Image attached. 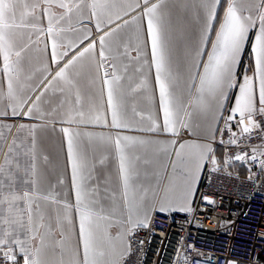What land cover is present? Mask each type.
Returning <instances> with one entry per match:
<instances>
[{
	"label": "snow or ice",
	"instance_id": "obj_1",
	"mask_svg": "<svg viewBox=\"0 0 264 264\" xmlns=\"http://www.w3.org/2000/svg\"><path fill=\"white\" fill-rule=\"evenodd\" d=\"M41 44L48 62L29 73L26 53ZM84 60L88 68H77ZM92 69L103 103L86 111L79 83ZM46 93L59 101L51 111L41 107ZM57 112L63 172L42 170L38 160L49 157L37 154L36 131ZM19 117L32 123L4 124ZM0 128L17 129L0 159V264H49V247L64 264L69 225L68 264H100L106 254L126 264L137 230L150 229L157 213H190L198 192L215 203L198 187L204 169L230 176L234 162L247 164L249 183L264 187V0H0ZM184 133L193 139H179ZM218 133L234 155H217ZM157 136L172 137L171 153L147 138ZM98 142L116 161V188L97 174L106 160L93 155ZM153 144L184 164L181 179L138 151ZM177 161L169 160L174 171ZM254 262L264 259L257 253Z\"/></svg>",
	"mask_w": 264,
	"mask_h": 264
},
{
	"label": "built area",
	"instance_id": "obj_2",
	"mask_svg": "<svg viewBox=\"0 0 264 264\" xmlns=\"http://www.w3.org/2000/svg\"><path fill=\"white\" fill-rule=\"evenodd\" d=\"M247 60L246 51L241 70ZM219 126L224 127L222 122ZM220 140L218 133L214 148L222 150L219 157L236 153L234 147L227 151ZM247 167L234 162L230 176L227 169L219 173L204 169L198 187L215 203L207 205L198 192L190 213H157L150 229L137 230L133 254H125L126 264H225L226 260L255 264L257 253L264 259L260 252L264 248V187L259 181L249 183Z\"/></svg>",
	"mask_w": 264,
	"mask_h": 264
},
{
	"label": "crops",
	"instance_id": "obj_3",
	"mask_svg": "<svg viewBox=\"0 0 264 264\" xmlns=\"http://www.w3.org/2000/svg\"><path fill=\"white\" fill-rule=\"evenodd\" d=\"M41 51L38 53L35 50V46H33L32 49H30L26 53V71L29 73L33 72L36 68L41 67L42 64H46L47 58L43 54V45L40 46ZM245 53L242 55V59L244 57ZM249 54H248V60L247 65L249 62ZM30 61V62H29ZM247 65L241 70V71H247ZM81 66L85 67V69L88 68V61L84 60L81 62L80 65L77 66V68H80ZM251 75V73H248ZM95 77V70L92 69L91 72L85 73L84 77L80 80L79 83V89H80V95L82 97V103L84 106V109L87 111L90 106H95L97 108H100L103 101L101 100V94H100V83L99 81H95V83H92V80ZM40 79V74L37 73L34 79L31 81V84H36ZM233 91H238L237 89H234ZM151 92V88H149V93ZM30 94V93H29ZM74 100V95H73ZM231 100V96H230ZM47 101V103H45ZM104 101H106V95L104 96ZM58 98L52 96L50 93H46L41 100V107L46 111H51L53 107L56 106L58 103ZM67 108V105H65V110ZM137 108L144 112L145 114L149 113L150 111L154 114V109H150L146 104L143 102H140L137 104ZM102 110V109H101ZM61 118V113L57 112L54 113L51 117L48 118V120L45 122L47 123L48 127L46 129H37L36 131V137L38 140L37 145V154L40 156L41 154H46L49 157V163L48 165H44L41 161L38 160V163L40 164V168L43 170L46 167H56L59 172H63L64 168V156L61 152V134L59 132L60 125L56 124V130L53 131L52 128V121L53 120H59ZM14 123H25L30 124L32 121L25 119L24 117H19L15 119H10L4 121V124H14ZM219 123L220 122H216ZM104 134H107V130H103ZM17 129L12 128L11 132L7 130V128H0V133L3 134L2 138H0V159L3 158V154L5 151H7L8 146L10 142L13 139L14 134H16ZM96 133H100L101 129L97 128L95 129ZM131 135H137L138 138H145L144 135L136 134V133H130ZM28 133L22 132L20 134V139H23ZM153 140H159L161 141V146L164 144H167V147L169 149V153H171L172 145L170 143V140L172 137L167 136H157V137H147ZM182 141H191L193 137L189 136L187 133H184L179 138ZM214 146V145H213ZM66 151V148H65ZM138 151L141 152V154H144L146 151L149 158L153 159L154 161V167L161 173V175L164 174L166 171L169 176H173L177 180L182 178V173L184 171V164L177 161V158L175 155H168V154H157V146L156 145H147L142 149H138ZM217 154L221 156L222 150L220 148L217 149ZM94 157L99 160L100 158H106L105 164L103 166L97 167V174L101 181L105 179L107 176H111V184L109 187L116 188L117 187V173H116V161L111 157L110 153L106 149V147L103 144L97 143L96 151L94 152ZM169 160L171 161H177V167L175 171L172 168L171 163H169ZM203 171L198 173L199 175V182L201 180ZM54 179V177H53ZM103 184L101 187L103 188ZM103 195V193H101ZM193 202V201H192ZM192 204V203H191ZM54 223V221H53ZM59 229H57V232ZM66 232L68 236V240L66 243V247L63 254V261L64 264H68L70 259L72 258V255L75 251L76 246V237L71 232V226H66ZM111 235L113 237L117 234V229L115 227L110 229ZM115 246L117 251L122 250L121 246L118 241H115ZM126 252L124 253V255ZM46 259L48 260L49 264H59V261L61 259V256L59 252H54L51 247L47 249L46 252ZM114 259L110 254H106L104 257H99L100 264H110V262Z\"/></svg>",
	"mask_w": 264,
	"mask_h": 264
}]
</instances>
